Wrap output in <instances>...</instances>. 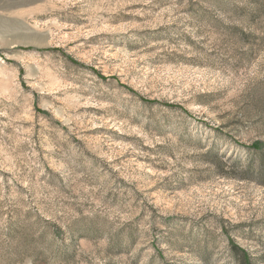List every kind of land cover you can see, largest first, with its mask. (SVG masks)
I'll return each instance as SVG.
<instances>
[{"label": "rangeland", "instance_id": "rangeland-1", "mask_svg": "<svg viewBox=\"0 0 264 264\" xmlns=\"http://www.w3.org/2000/svg\"><path fill=\"white\" fill-rule=\"evenodd\" d=\"M232 242L264 264V0H0V264Z\"/></svg>", "mask_w": 264, "mask_h": 264}, {"label": "trees", "instance_id": "trees-1", "mask_svg": "<svg viewBox=\"0 0 264 264\" xmlns=\"http://www.w3.org/2000/svg\"><path fill=\"white\" fill-rule=\"evenodd\" d=\"M259 147V142L253 143L252 149H256ZM231 253L233 257H236L238 253L240 254L239 258L237 259V264H251V256L246 252L245 249L239 247L237 244L231 243Z\"/></svg>", "mask_w": 264, "mask_h": 264}]
</instances>
